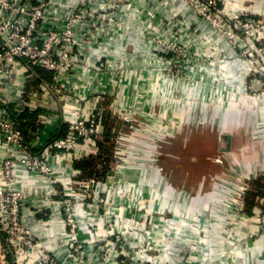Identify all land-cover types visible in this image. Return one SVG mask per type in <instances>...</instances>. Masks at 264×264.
I'll use <instances>...</instances> for the list:
<instances>
[{"label": "built area", "instance_id": "2783aa9c", "mask_svg": "<svg viewBox=\"0 0 264 264\" xmlns=\"http://www.w3.org/2000/svg\"><path fill=\"white\" fill-rule=\"evenodd\" d=\"M187 1L198 14L202 0ZM134 6L0 0V264H244L251 251L260 258L264 197L246 205L264 163H226L233 146L221 119L231 102L259 101L264 140V15L233 7L232 59L218 43L195 42L199 31L176 16L165 32H148L141 58L120 48ZM211 96L212 110L204 108ZM33 122L43 129L24 128ZM193 122L219 130L214 161L224 169L195 193L171 184L156 146ZM108 128L114 165L104 178H83L76 165L101 154ZM215 201L226 206L214 210Z\"/></svg>", "mask_w": 264, "mask_h": 264}, {"label": "crops", "instance_id": "0c3cea01", "mask_svg": "<svg viewBox=\"0 0 264 264\" xmlns=\"http://www.w3.org/2000/svg\"><path fill=\"white\" fill-rule=\"evenodd\" d=\"M135 4L137 10L134 11V15L130 19H126L125 21H132V25H124L121 31L120 37V48H131L134 50V53L142 56L146 53V42L145 38H148V32L154 29L153 31L157 32H165L166 28L164 25L168 23L169 16H176L177 20L181 24L188 23V26L191 27L192 31H196L200 33L202 30L201 25L196 20V13L190 8L187 0H132ZM235 3V9L241 6L242 10H248L250 13L254 15H264V0H233ZM238 4V5H237ZM134 6V7H135ZM189 37V35H186ZM200 42L199 39L198 41ZM118 45V41H117ZM203 49L206 48V45H201ZM219 49L224 51V54L227 55L229 51L228 58H231V50L227 45L224 47L218 43L217 46ZM196 47H194L195 49ZM211 55H214L215 52L210 51ZM222 53V55H224ZM124 55V54H123ZM126 58H129L128 55H125ZM132 56V55H130ZM143 58V56L141 57ZM232 75L229 79V84L232 85L238 84V80L241 79V72L237 67V63H234L232 68ZM42 80L46 82H50L51 77L48 74L42 72L39 73ZM253 108H250L249 105L241 100L237 103H232L231 105L223 106V117H227L225 127L227 133L231 136V144L232 146H236L235 152L228 153L226 156V163L229 166H234L237 168L240 167H251V165H255L258 163H264V140L260 139L261 130V116L258 110L259 101H250ZM56 106L58 107L57 112L60 114L58 117V121H63L64 114L59 110V105L56 102ZM32 122L31 115L27 117ZM228 124V128L227 125ZM56 125V124H55ZM27 131H40L43 127L38 126L34 122L32 124L27 125ZM54 129L56 127H53ZM24 130V129H23ZM47 133L51 131L48 129ZM241 134L243 136H241ZM241 136V138L239 137ZM52 139H56V135L52 137ZM242 147V148H241ZM245 151V152H243ZM61 165H64L63 163ZM224 171L221 173L223 174ZM220 174V173H219ZM231 192H235V188L233 184L229 185ZM62 190V187L59 188ZM200 189H196V191L192 190V193L197 192ZM204 191L209 194L210 188H206ZM226 205L223 206V203L220 201H215V209L221 210L224 209ZM213 210V211H214ZM221 217H214L213 224L217 225V219ZM49 246H51L49 244ZM260 252V258L257 260V256L254 257V252L251 251L248 254V259L244 261V264H264V239L261 240L260 246H258ZM56 251V248L54 249Z\"/></svg>", "mask_w": 264, "mask_h": 264}, {"label": "rangeland", "instance_id": "374dc122", "mask_svg": "<svg viewBox=\"0 0 264 264\" xmlns=\"http://www.w3.org/2000/svg\"><path fill=\"white\" fill-rule=\"evenodd\" d=\"M216 1V4H218L217 8H210L208 10L206 6H209V0H202L201 8H197L198 11L200 10L198 14L195 9L196 7H190L196 13V20L202 27V30L198 33L199 41L219 43L222 46L235 45L236 41L226 32V26L227 19L232 14L231 11L234 10L233 7L236 2L233 0ZM238 8L242 9L240 5ZM218 11H222L224 13L223 16H219L220 12ZM242 37L247 42L248 35L245 33ZM236 47L238 48V45ZM238 49H235L234 52L240 55L243 54V50ZM231 52L233 53V50ZM222 53L224 54V51ZM226 54H224L225 58L229 55V51ZM234 61H237V57ZM209 99L212 100L213 96L208 97L206 101L204 100V103L207 104L204 108L207 107L212 110L216 104L210 102ZM226 118L222 116L221 122L223 126L227 122ZM193 123L194 125H190L189 128H186L185 131L176 137L156 138V146L159 154L157 165L170 178L171 184L174 187L179 190L186 189L190 192L192 190L196 191L204 181L207 183L208 175H218L224 171L214 161V158L222 154L219 150V130L209 126V123H204V126L196 124L195 122ZM226 126L228 128V124ZM241 136L243 135L241 134ZM241 136L239 137L241 138ZM112 137L110 142L104 141V143H109L112 147L111 151L113 152V139L115 136L112 135ZM235 147H232V152H235Z\"/></svg>", "mask_w": 264, "mask_h": 264}, {"label": "trees", "instance_id": "16d2710c", "mask_svg": "<svg viewBox=\"0 0 264 264\" xmlns=\"http://www.w3.org/2000/svg\"><path fill=\"white\" fill-rule=\"evenodd\" d=\"M110 125V120L107 121ZM112 137L111 128L107 129L106 132V142H110ZM101 154L97 157L81 161L77 163V168L81 169L83 173V178H104L112 168V147L109 143H102L101 145ZM264 197V180L257 181L254 183V189L251 191L247 198V209L251 210L254 206V201L257 197Z\"/></svg>", "mask_w": 264, "mask_h": 264}, {"label": "water", "instance_id": "95a60500", "mask_svg": "<svg viewBox=\"0 0 264 264\" xmlns=\"http://www.w3.org/2000/svg\"><path fill=\"white\" fill-rule=\"evenodd\" d=\"M227 139H228V142L231 143V136H228Z\"/></svg>", "mask_w": 264, "mask_h": 264}]
</instances>
